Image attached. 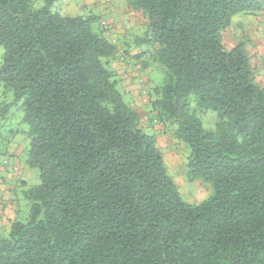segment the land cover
Wrapping results in <instances>:
<instances>
[{
  "label": "trees",
  "instance_id": "trees-1",
  "mask_svg": "<svg viewBox=\"0 0 264 264\" xmlns=\"http://www.w3.org/2000/svg\"><path fill=\"white\" fill-rule=\"evenodd\" d=\"M58 2L0 0V83L22 103L25 163L40 171L28 216L0 231V264H264V85L246 43L225 39L264 0H127L163 73L155 120L190 146L189 180L211 187L197 203L119 89L111 63L126 49Z\"/></svg>",
  "mask_w": 264,
  "mask_h": 264
},
{
  "label": "rangeland",
  "instance_id": "rangeland-1",
  "mask_svg": "<svg viewBox=\"0 0 264 264\" xmlns=\"http://www.w3.org/2000/svg\"><path fill=\"white\" fill-rule=\"evenodd\" d=\"M85 8L81 11V15L96 16L95 27L98 28L101 24H108L109 29L106 31L112 38H117L116 33H109V31L116 29L125 33L124 38L114 39L119 42L118 46L125 48V52L118 54L117 60L111 63V68L118 72V76L124 75L125 79L119 84V89L125 90L128 93L130 101L136 107L140 118L141 124L146 129L151 130L157 136L158 145L160 146L164 158L165 164L169 173L175 179L179 185L180 193L183 199L189 203H197L204 200L212 191L208 183L203 181H190L187 174L185 165V157L188 155L190 146L186 143L175 139L168 132L167 129L158 121L155 120L156 113L152 109L149 102V92L154 85L160 84L163 73L157 64L151 60L149 55V47L146 43L140 46L136 43L138 39L144 38L148 32V25L144 23L143 15L139 14L133 6H130L127 0H78L76 4H67L65 0H59V5L62 7H77L79 3H83ZM67 4V5H66ZM112 9L115 10L112 11ZM67 10V9H66ZM73 13L74 11L71 10ZM75 14V13H74ZM133 17L140 20V22L133 21ZM109 37L110 39H112ZM226 44L231 47L235 43H246V49L251 58L252 65L257 75V80L261 85H264V11H259L254 14H239L234 20L229 30L225 34ZM142 51H146L145 59L151 62L149 70L143 68V57H138ZM4 47L0 45V67L3 60ZM122 56L124 59H122ZM133 64V67L129 71H124V67L127 64ZM142 71H140V67ZM129 66V65H128ZM140 71V72H139ZM139 74L143 75V78H139ZM143 79L144 85L147 86L148 92L145 94L143 91L146 86L140 82ZM122 85V89H121ZM134 94V96H133ZM147 96V100L144 98ZM24 109L21 102L15 101V95L11 88H7L3 83H0V124L2 125L0 131V167L10 166L11 170L16 171V167L20 168L18 174L24 175L26 183H21L20 180L13 179L10 187L5 185L4 179L0 176V191L5 186L6 194H11V199L16 204V217L19 215L21 219L28 216L29 208L28 202L24 197V191L38 185L40 183V171L38 168H31L25 166L21 162L19 157L11 156L10 148L11 143L14 141H21L24 149L28 144L29 139L22 132L26 130L27 124L23 122ZM217 121L216 115L208 112L204 116V127H214ZM13 130L15 131L13 133ZM18 130H22L21 133H16ZM26 143V146L24 145ZM26 152L23 153V159L25 161ZM0 168V172L6 174L7 172ZM8 169V168H7ZM17 175V173H16ZM7 177V176H6ZM15 178H17L15 176ZM7 179V178H6ZM9 180V178H8ZM11 189V190H10ZM4 192V191H3ZM1 195V194H0ZM8 201V200H7ZM0 204L4 207H0V231H4L10 226L11 214H6L7 202L0 198ZM18 211V213H17ZM14 215V213H12ZM10 217V218H9Z\"/></svg>",
  "mask_w": 264,
  "mask_h": 264
},
{
  "label": "crops",
  "instance_id": "crops-1",
  "mask_svg": "<svg viewBox=\"0 0 264 264\" xmlns=\"http://www.w3.org/2000/svg\"><path fill=\"white\" fill-rule=\"evenodd\" d=\"M65 1H67L68 3L67 4H70V3H72V4H76V2L78 1V0H65ZM98 0H95V2H97ZM87 3H90L89 1H87L86 3H84L85 5H82L83 3H79L78 5H75V6H77V7H71V9H69L68 7H66L65 6V8L69 11V12H71V10H73L74 12L73 13H75V14H79V13H81V11L85 8V6H86V4ZM66 4V5H67ZM112 11H114L115 12V10L114 9H112ZM133 21H135V22H140V20L139 19H137V18H135V17H133ZM144 23H146V20L144 21ZM109 33H111V35L113 34V33H116L115 35L117 36V38H121V37H124V35H125V33L124 32H122L120 29L119 30H116V29H113V30H111ZM121 36V37H120ZM111 37V36H110ZM113 40L114 39H116V38H112ZM129 65V66H128ZM133 67V64L132 63H130V64H127V65H125V67H124V71H129L130 70V68H132ZM124 79H125V77H124V75H122V77H121V80L122 81H124ZM133 96H134V94H133ZM1 127H2V125L0 124V131H1ZM15 131L13 130V133H14ZM16 133H21V131L20 130H18ZM25 146H26V143L24 144ZM11 148H10V150H11V156H16V157H19V158H21V159H19L21 162H23L24 164H25V166H27L26 165V163H25V161L24 160H22L23 159V153H24V151H25V149H24V146H23V144H22V142L21 141H14V142H12L11 143ZM0 168H2V167H0ZM8 168V169H7ZM7 168H5V167H3L2 169H4L7 173L6 174H3V173H1L0 172V176L4 179V183H5V185H7L8 187H10V185L9 184H12V182L13 181H11V180H13V179H17V180H20L21 181V183H26V180H25V176L24 175H20V174H18L19 172H20V168H18V167H16V171H15V169L14 170H11L10 169V166H7ZM16 173H17V175H16ZM7 176V177H6ZM15 176L17 177V178H15ZM7 178V179H6ZM8 178H9V180H8ZM3 188V190L2 191H0V198H3L6 202H7V209L5 210V213L7 214L8 212H9V215L11 214V217H12V219H11V221L14 219V218H16V204H15V202H14V200L13 199H11V194L9 193L8 195L6 194V191L4 190L5 189V186L3 185L2 186ZM11 190V189H10ZM4 191V192H3ZM8 200V201H7ZM0 207H4V206H2V204H0ZM12 213H14V215H12ZM0 214H2V212H0ZM10 218V217H9ZM1 220V219H0Z\"/></svg>",
  "mask_w": 264,
  "mask_h": 264
},
{
  "label": "built area",
  "instance_id": "built-area-1",
  "mask_svg": "<svg viewBox=\"0 0 264 264\" xmlns=\"http://www.w3.org/2000/svg\"><path fill=\"white\" fill-rule=\"evenodd\" d=\"M140 81H141V83H144V82H143V79H140ZM143 86H144V85H143ZM143 93L145 94V93H146V91L144 90V91H143ZM145 96H146V95H145ZM146 98H147V96L144 98V101H146V100H147Z\"/></svg>",
  "mask_w": 264,
  "mask_h": 264
}]
</instances>
